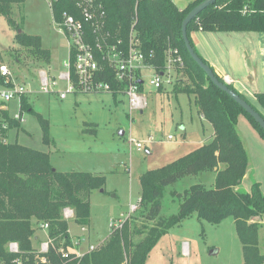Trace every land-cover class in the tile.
<instances>
[{
	"label": "trees",
	"instance_id": "trees-1",
	"mask_svg": "<svg viewBox=\"0 0 264 264\" xmlns=\"http://www.w3.org/2000/svg\"><path fill=\"white\" fill-rule=\"evenodd\" d=\"M26 1L0 0V15L16 30L22 28V24L14 19L15 7L21 11ZM99 1L105 8L107 28L112 35L127 43L133 28L148 61L159 72L165 70L167 49L170 46L178 49L184 65L176 68L177 74L182 76L176 79L172 93L176 97L180 93L193 96L198 112L211 123L214 133L188 154L159 169L144 172L140 176L142 210L125 220L121 229L111 230L104 244L74 264H123L125 257L128 264H145L161 237L193 214L201 221L214 224L231 217L242 244V264H264V253L259 247L261 223L253 221L254 218L264 217V190L258 181L254 182L250 192L238 189L249 166V155L238 131L239 117L245 116L263 138L264 129L235 99L211 80L186 48L182 22L203 0H193L183 9L174 0ZM52 2L54 21H59L64 12L80 17L74 0ZM199 30L264 32V0H217L200 12L188 25V36L196 52L198 50L191 35ZM16 40L39 58L45 59V64L51 62V51L42 46L41 36L22 31L16 34ZM212 69L220 81L225 82L224 77ZM105 78L113 85V95L117 98L118 90H123L125 85H119L113 75ZM10 84L0 74V85ZM228 85L259 111L233 84ZM255 97L264 108V92L255 93ZM1 104L3 101H0ZM26 111L35 112L24 94L21 97L20 114ZM3 116L8 128L3 130L0 138V264H17L15 259L18 256L25 262H32L36 249L33 240L40 224H49L48 233L54 238L55 246H60L63 241L65 245L70 243V225L64 218L66 207L74 210L73 219L78 225L90 224V196L96 189L104 190L106 176L87 171L54 169L48 152L18 141H8L9 131L20 128L22 122L11 116L9 111L3 112ZM36 116L44 142L52 143L49 120L40 113H36ZM208 171L215 172L214 187L193 184L185 190L184 195L178 194L179 198L183 195V200L177 213L161 215V200L167 186L186 176ZM171 194L177 193L173 191ZM149 222L153 223L149 225ZM12 242L18 243L20 253L10 251ZM50 255L56 264H63L53 246Z\"/></svg>",
	"mask_w": 264,
	"mask_h": 264
},
{
	"label": "rangeland",
	"instance_id": "rangeland-1",
	"mask_svg": "<svg viewBox=\"0 0 264 264\" xmlns=\"http://www.w3.org/2000/svg\"><path fill=\"white\" fill-rule=\"evenodd\" d=\"M174 1L180 8H184L193 0ZM50 3V0H27L21 11L16 9L17 6L14 10V19L22 24L20 29L27 34L41 36L42 46L51 51L49 64L17 43L18 30L0 15V63H6L17 81L26 85L27 97L35 112L49 120L50 137L53 140L50 144L44 142L36 113L26 111L23 113L25 120L22 126L9 131L8 141H18L50 153L54 169L87 171L106 176L104 190L96 189L90 196L88 240L100 247L110 235L111 220H128L142 210L140 176L188 154L201 141L209 140L208 136L213 129L209 125L204 129L199 124L198 128L191 127L189 99L195 112L197 108L194 97L185 93L176 97L172 93L173 85L169 83H165L162 91L155 90L149 85L150 72L144 73L148 107L143 113L133 112L134 121L129 116L127 97L123 93L117 98L110 92L68 93L67 97L61 98L60 93L66 90L67 83L58 77L60 72L67 70L68 41L53 19ZM193 35L198 37L197 50L204 58L209 55L223 60L225 72L233 77H238V74L242 76L240 79L246 87L244 95L264 115V108L253 95L264 92V56L262 51L257 54L264 32L236 34L205 31ZM231 45L234 48H230ZM234 52L242 55L236 56ZM235 64L242 70H235ZM42 71L49 75L50 81L56 78L58 83L51 85L49 92L42 90ZM181 76L177 74V78ZM11 108L12 115L19 114L17 99L11 102ZM182 122H185L186 129L182 128ZM238 131L249 155L247 174L238 189L250 192L254 182L258 181L264 190V138L246 117L239 118ZM169 135L173 138L169 139ZM132 140L143 142L144 147L137 149L132 145ZM215 176L214 171L202 172L167 186L161 200V215L177 213L183 193L193 184L202 183L208 188L214 187ZM173 191L177 194H171ZM179 193L183 194L180 198ZM137 203L138 207L132 210L131 206ZM64 218L69 221V231L73 235L84 233L81 225L73 218ZM45 240V231L38 227L33 240L34 247L39 248L40 241ZM185 243L188 246L187 253ZM259 247L264 253V217L259 230ZM127 263L125 257L123 264ZM242 263V244L233 219L229 217L214 224L201 221L193 214L161 237L145 264Z\"/></svg>",
	"mask_w": 264,
	"mask_h": 264
},
{
	"label": "built area",
	"instance_id": "built-area-1",
	"mask_svg": "<svg viewBox=\"0 0 264 264\" xmlns=\"http://www.w3.org/2000/svg\"><path fill=\"white\" fill-rule=\"evenodd\" d=\"M50 1L52 9L53 2L52 0ZM74 1L80 11V17L70 12H64L61 19L55 21L68 41L67 70L60 72L58 77L59 80L67 83V87L65 91H61L60 96L65 98L68 93H114L113 85L105 78L113 75L119 85H125L123 90L118 91L119 94L123 93L126 95L129 105V116L134 121L133 112L139 111L143 113L148 107V97L144 88L146 84L144 73L150 72L149 85L155 90L164 89L165 83L174 85L177 79L176 68L177 66L183 67V58L177 48L170 46L167 49L165 70L164 72H159L148 61L133 28L127 43L122 38L112 35L107 28L106 11L102 2L99 0ZM150 55H153V51H151ZM0 74L5 77L6 81L11 83L10 86L0 85V101H3V104L0 105L1 138L3 130L8 128V122L3 116V112L8 111V104L11 101L15 99L19 101V114L13 115V117L20 119L21 122L25 120L23 114H20V109L21 97L27 94V88L25 84H20L17 81L6 63H0ZM41 74V85L44 92H49L51 85L55 86L58 84L56 78H52L50 81L49 75L45 71H42ZM226 81L230 83L227 78ZM168 138L172 139L173 137L169 135ZM132 145L139 150L144 147V143L139 140ZM138 204H133L132 210H135ZM64 216L74 218V210L66 207ZM124 223L125 219L121 218L111 220V230L121 229ZM48 227V223H42L39 226L41 230L45 231L46 240L40 241V247L35 249L34 260L25 262L21 256H18L15 259L17 264H56L54 258L50 255L52 246L63 264H74L75 261L79 262L87 253L99 247V245L92 244L88 240L89 228L87 225H81L83 234L72 235L70 233V243L65 245L66 242L63 241L60 246H55L54 238L50 237L48 233ZM84 244H86L85 247ZM9 248L14 253H20L19 245L16 242L10 243ZM185 252L187 253V249H185Z\"/></svg>",
	"mask_w": 264,
	"mask_h": 264
},
{
	"label": "water",
	"instance_id": "water-1",
	"mask_svg": "<svg viewBox=\"0 0 264 264\" xmlns=\"http://www.w3.org/2000/svg\"><path fill=\"white\" fill-rule=\"evenodd\" d=\"M217 0H203L197 6H195L185 17L182 22V35L188 52L191 57L197 62V64L207 73L211 80L222 90L227 92L233 99H235L264 129V116L257 111L246 99H244L239 93L229 87V82L220 81L212 67L207 64L202 57L196 52L188 36L189 23L198 16L200 12L206 9L208 6L214 4ZM22 30L19 29L18 33ZM142 83V81H140ZM213 252V251H212Z\"/></svg>",
	"mask_w": 264,
	"mask_h": 264
},
{
	"label": "crops",
	"instance_id": "crops-1",
	"mask_svg": "<svg viewBox=\"0 0 264 264\" xmlns=\"http://www.w3.org/2000/svg\"><path fill=\"white\" fill-rule=\"evenodd\" d=\"M181 9H183V8H181ZM199 32H205V31H203V30H199V31H195V32H192V35L193 34H199ZM236 34L237 33H245V32H235ZM191 35V36H192ZM196 38L198 39V37L197 36H192V40H193V42H194V44H195V46H196V48H198V42H197V40H196ZM254 42V41H253ZM230 48H234V45H231L230 46ZM260 48H261V50H260ZM257 54H259V51L261 52V54L264 56V38L263 39H261V41H260V43H259V46L257 47ZM234 54L236 55V56H238L240 53H238V52H234ZM242 55V53L240 54V56ZM204 57V56H203ZM208 62H209V64L215 69V71L218 73V74H220L221 76H223V77H226L229 81H230V83L231 84H233V86L240 92V93H242L243 95H244V90L246 89V87H245V83L243 82V81H241V75L239 76V74H238V77H233V76H231L228 72H225V70L223 69V68H225L224 67V64H222L223 63V60H217V58H214V57H210L209 55L205 58ZM261 59V58H260ZM262 60L264 61V59H263V57H262ZM239 61V60H238ZM240 62V61H239ZM235 65H237L236 67H235V70H238V69H240V71L242 70L240 67H239V65L238 64H235ZM263 75H264V71H263ZM264 77V76H263ZM242 88V89H241ZM27 95V94H26ZM254 95V98L256 99V97H255V94H253ZM12 102V101H11ZM11 102L8 104V111H9V113L12 115L13 114V112H12V108H11ZM196 105V104H195ZM189 107H190V110H189V112L191 113L189 116H190V122H189V124H190V126L191 127H197L198 128V126H197V124H199V125H202V127L204 128V129H207V125H209V126H212L211 125V123L210 122H208L205 118H204V116L202 115V114H200L199 112H198V109H196V111L194 112V108H193V105H192V101H191V99H189ZM196 108H197V106H196ZM13 116V115H12ZM243 118H245V116H243V115H241ZM241 116L239 117V118H241ZM184 123L185 122H182V124H181V126H182V128H184V129H186V126H184ZM208 126V127H209ZM212 129H213V126H212ZM213 133H214V130H212L211 131V133L209 134V136H208V138H210L212 135H213ZM9 134H10V132H9ZM9 137V136H8ZM203 143H205V141L203 140V142L201 141L200 142V144H199V146H201ZM199 146H197L196 148H198ZM195 148V149H196ZM194 149V150H195ZM193 151V150H192ZM50 154V153H49ZM51 158V157H50ZM60 171V170H59ZM90 203H91V201H90ZM132 207V206H131ZM258 219V220H257ZM259 221L260 223H261V225H262V223H263V218H254L253 219V221ZM88 226V228H89V225H87ZM71 233V232H70ZM72 234V233H71ZM88 234H90V228H89V233ZM73 235V234H72ZM36 239H37V237H36ZM187 244L185 243V245H184V248L185 249H187ZM187 252H188V249H187Z\"/></svg>",
	"mask_w": 264,
	"mask_h": 264
}]
</instances>
